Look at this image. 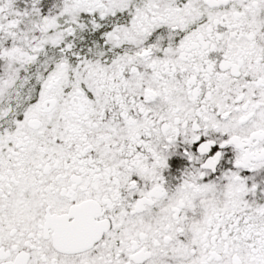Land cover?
Here are the masks:
<instances>
[{
	"label": "snow or ice",
	"instance_id": "snow-or-ice-1",
	"mask_svg": "<svg viewBox=\"0 0 264 264\" xmlns=\"http://www.w3.org/2000/svg\"><path fill=\"white\" fill-rule=\"evenodd\" d=\"M0 264H264V0H0Z\"/></svg>",
	"mask_w": 264,
	"mask_h": 264
}]
</instances>
